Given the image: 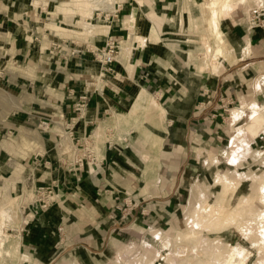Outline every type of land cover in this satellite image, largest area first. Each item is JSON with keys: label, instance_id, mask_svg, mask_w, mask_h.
I'll return each instance as SVG.
<instances>
[{"label": "rangeland", "instance_id": "374dc122", "mask_svg": "<svg viewBox=\"0 0 264 264\" xmlns=\"http://www.w3.org/2000/svg\"><path fill=\"white\" fill-rule=\"evenodd\" d=\"M86 1L64 3L61 0L55 6L56 13L63 16L60 18L66 19L65 22L69 23L68 17L71 16L78 19V27L71 30L76 36L90 40L92 36L86 34L85 23L99 24L115 13L114 6L118 2H134L132 11L136 10L146 18L153 15L154 18H149L157 24V27L154 25L156 30L163 28L161 35L165 38L175 37V40L162 38L165 48L172 46L186 50H174V55L166 54L174 63L182 59L185 66H190L188 72L194 71L193 67L191 69L193 60L198 62L201 71L219 74L223 70V57L215 58L214 49L218 44L210 29L212 16L206 0H189L192 10L190 2L182 10L180 26L185 25L186 29L179 33H172L168 29L170 25L166 28L159 23L165 18L172 24L177 16L166 18V13L154 10L149 0H144L148 5H141L139 0H117L114 6L105 0L91 15L88 13L90 3ZM234 2L232 11L225 12L223 18L232 15L237 20L243 19L260 0ZM129 13L127 11L126 15ZM141 18H138L136 26L129 27L131 32L138 33V36H131L130 45L127 44L132 48V43L142 49L150 43L144 39L146 44L139 34L145 31L144 19ZM1 32L0 27V69L13 68L25 73V65L15 67L10 46L5 43V35L2 36ZM97 68V73L90 76L96 79V87L101 88L103 81L100 77L107 73H103L100 63ZM2 83L0 81V125L13 116L21 97ZM244 85L245 91L238 97V102L229 100L222 103L219 109L221 116L213 124L189 122L190 126L182 134L173 129L175 124L169 125L170 115L166 113L157 133L161 138H147L140 127L145 125L154 130L148 120L151 108L139 110L131 124L120 123V114L130 106L119 108L105 120H100L94 126L91 138L77 140L79 146L74 144L71 133L60 129L59 156L76 164L84 156L93 176L97 174L95 168L100 164L101 151L106 145L123 158L121 163V158L115 164H111L114 161L111 160L101 176L109 184L108 196L114 194L108 199L110 203L105 199L102 201L108 210L103 221L104 244L97 250L81 247L74 240L65 238V230L60 228L59 239L47 257L36 247H28L22 231V224L28 218L22 214L32 208L33 203L41 205V192L47 196L49 190L52 191L54 201L52 198L49 201L50 206L54 204L56 188L51 185L34 192L29 187L31 181H27L24 192H12L15 185L5 177L0 179V240L3 242L0 245V264H172L166 261L168 254L174 264H214V260L224 261L222 255L214 254L229 244L251 253L246 264H264V242H258L264 237V73L250 72ZM257 93L260 99H256ZM148 97L149 105H160L155 96L149 94ZM2 135L0 128V137ZM11 140L16 142L18 138L14 135ZM154 142H157L156 146H152ZM20 143L27 150H32L30 140L24 135H21ZM5 186H8V195L16 197L15 200L9 196L2 197ZM173 192L177 193L176 196ZM172 196H175L173 200ZM209 204L213 208L223 206V225L214 226L216 215H211L213 210L202 209ZM50 206L39 208L48 210Z\"/></svg>", "mask_w": 264, "mask_h": 264}, {"label": "crops", "instance_id": "0c3cea01", "mask_svg": "<svg viewBox=\"0 0 264 264\" xmlns=\"http://www.w3.org/2000/svg\"><path fill=\"white\" fill-rule=\"evenodd\" d=\"M60 1L0 0L1 34L10 46L15 67L25 65V73L13 68L0 69L3 71L0 72L2 84L21 94L20 105L13 116L0 125L6 135V139H3L4 135L0 137V179L11 180L15 185L12 192H24L27 181H31L29 187L34 192L51 185L56 188L55 202L48 210L33 203L32 208L27 207L29 211L22 214L28 218L22 224L28 247H36L44 257L50 254L59 239L60 228L65 230V238L74 240L81 247L97 250L103 246V221L108 210L102 201L105 199L110 203L108 199L114 194L108 196L109 184L101 176L111 160H114L111 164L118 158H121L119 163L123 161L115 149L106 145L100 164L95 168L97 174L93 176L86 158L87 166L85 162L83 165L66 162L59 156L60 129L70 132L74 144L79 146L78 139L91 138L94 126L100 120H105L119 108L130 106L137 89L144 88L168 109L169 125L175 124L173 129L182 134L190 126L189 122L213 124L221 116L222 103L238 102V97L245 91L249 73H264V27L248 30L251 8L243 19L237 20L232 15L222 19L221 31L228 43L229 54L222 59L223 70L216 74L201 71L194 60L191 65L194 71L188 72L190 66H185L182 59L174 63L169 56L160 54L153 44L144 49L134 43V49L128 46L131 36H138L130 31L126 22L134 2H118L120 6L116 4L115 8L118 14L105 17L110 27L108 34L97 33L87 41L71 31L77 26L78 19L68 17L67 23L56 13L55 6ZM149 1L154 10L166 13L165 17L179 3V0H166L169 2L166 7L164 0ZM127 11L130 12L128 15ZM148 20L153 22L149 17ZM159 23L168 27L165 18ZM171 28L168 29L172 33L186 29L185 25ZM158 32L161 35L163 28ZM161 36L164 40H175V37ZM109 37L119 41L121 56L105 74L102 87L95 89L88 86L90 75L97 73L99 65L94 50L104 47ZM126 47H129L127 55ZM175 48L176 52H186ZM84 94L88 97L87 104L78 109ZM259 96L257 93L256 99H260ZM14 135L18 138L17 143L11 140ZM21 135L30 143L34 142V145L29 143L32 150L20 143ZM104 194L105 197L100 199Z\"/></svg>", "mask_w": 264, "mask_h": 264}, {"label": "bare ground", "instance_id": "6f19581e", "mask_svg": "<svg viewBox=\"0 0 264 264\" xmlns=\"http://www.w3.org/2000/svg\"><path fill=\"white\" fill-rule=\"evenodd\" d=\"M62 1L64 3H68V2H73V1L78 2L81 0H62ZM88 1L90 3L88 13L91 15V13L94 11V9H96V8L100 9V5H102V3H104L105 0H88ZM88 1H86V2H88ZM106 1H108V3L110 1L111 6L112 5L114 6V3L117 0H106ZM139 1H140L141 5H144L146 3V2H144V0H139ZM239 1L242 3L245 0H239ZM164 2L166 4V7H169V2L166 0H164ZM189 2H190L189 0H179V3L177 5L176 9L171 11L170 15L166 16V18H170V19H171V17L177 16V19H175L174 21L171 20L172 24L169 22H166V20H165L166 24L172 26L175 29L178 28L180 26V19H181L180 14H181L182 10H184L185 8L188 7ZM206 2H207V8L211 9L210 15L212 16V18H211L210 29L214 33L215 38H216L215 40L218 44L217 47L214 49L215 50V58L217 59L219 57H226L229 54V46H228L227 41L223 37V34H222L223 32L221 31V27H220L221 26V19L223 18L225 12L232 11V7L235 5V2H234V0H206ZM106 6H108V5H106ZM114 7H116V6H114ZM58 8L60 10H62L59 6H58ZM140 17H142L141 19H144L143 24L145 26V29L144 28L143 29L146 31V32L141 31L142 33H145L142 40L145 42L144 39H146V42L149 41L150 42L149 44L155 45L157 47V50L160 51L163 55H166V54L174 55V50L176 48L172 47V46H168L165 48L164 46H166V45L163 44L162 36L158 34V31L156 30V28L154 26V22L148 20V18L141 15L138 11H136V10L132 11L131 14L127 17L126 22H127L128 28L130 27L132 29L133 26H136L137 20ZM149 17L154 18L153 15H150ZM158 17H159V15L156 16V18H158ZM84 27H85L84 28L85 32L88 36H94L97 33L108 34L109 28H110L107 21L100 22L99 24L85 23ZM52 28H56V27L52 26ZM186 41H191V40H186ZM127 48L128 47H126V55L128 54V51H129V49H127ZM120 56H121V54H120ZM214 64H217V63H214ZM148 95L149 94L146 92V90L144 88H138L137 91L134 93L133 101H132L130 107L128 108V110L125 111L124 113L120 114L119 121H120V123L131 124V122L133 121V119H135V116L139 112V110H141V109L145 110L147 108L149 110L151 108L149 111L148 120H149L150 127L154 128V130L146 127L145 125H143L140 128H143V134L147 138H152L154 136H155V138L156 137L161 138L160 136H158L157 133H158V130H160V128H161V123H162V121H163V119L167 113V110H166V108H163L161 105H156L154 107L149 105ZM147 104H148V107H146ZM96 132L97 131H95V133ZM156 145H157V142L152 143V146H156ZM102 156H103V152L101 151V158H102ZM151 166H149V168H151ZM220 179H222V178H220ZM3 189H4L3 190L4 193L2 194V197L3 196L8 197L10 195V194L8 195V186H5V188H3ZM9 199L15 200L16 197L9 196ZM223 203H224V201H223ZM222 207L223 206L221 205L219 207L213 208L212 205L209 204V205H205L202 208L205 211H210V209L213 210L212 211L213 213H211V215H214V214L216 215V217L214 218V220H216V222H213L214 226L223 225L224 224L223 222H225L224 219L221 218L222 213L224 211V209ZM202 213H204V211ZM263 218H264V212L262 214V219ZM255 220H257V219H255ZM258 221L259 220H257L256 222H258ZM196 225H198V223H196ZM187 234H184V235L187 236ZM258 242H261V243L264 242V237L262 238L261 241H258ZM2 243H3L2 240H0V245ZM218 243L221 244L220 242H218ZM165 244L167 245L168 241H166ZM218 250L220 252H218V253L216 252L214 254V256H217L220 254L223 256L224 261L219 262V261L213 259L214 264H246V260L251 254L250 252L246 251L243 248H239V247H236V246H233L230 244L227 245L226 247L219 248ZM165 258H166V261L174 264V261L172 260V258L170 257L169 254ZM236 258H239V260H236Z\"/></svg>", "mask_w": 264, "mask_h": 264}, {"label": "built area", "instance_id": "2783aa9c", "mask_svg": "<svg viewBox=\"0 0 264 264\" xmlns=\"http://www.w3.org/2000/svg\"><path fill=\"white\" fill-rule=\"evenodd\" d=\"M117 6L119 7L120 3H118ZM117 13L118 12L115 11L114 14L117 15ZM247 27L249 31H252L256 28L264 27V0H260V3H258L257 6L252 7L250 9ZM120 49L121 47H120L119 41L109 37L104 47L96 48L94 50L95 58L101 64L104 74L111 71L112 64L115 63L120 56V51H121ZM100 78L102 81V78L104 77L101 76ZM96 82H97L96 79L94 77H91L90 80L88 81V86H91L97 89ZM87 100H88L87 95L86 94L82 95L80 97V102L77 105V108L78 109L84 108L87 104ZM84 161H85V157L83 156L82 158L79 159V161H77V163H79V165H83ZM43 189L45 188H40V190H43ZM39 195H40L39 200H41L40 206L42 208H47L48 205L50 206L49 198L50 199L52 198L51 201H54L53 196H52V191L50 190L47 196H45L42 192L39 193Z\"/></svg>", "mask_w": 264, "mask_h": 264}]
</instances>
